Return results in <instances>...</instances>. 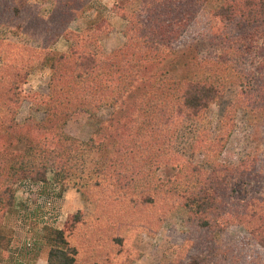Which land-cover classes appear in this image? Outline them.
<instances>
[{
	"label": "trees",
	"instance_id": "obj_1",
	"mask_svg": "<svg viewBox=\"0 0 264 264\" xmlns=\"http://www.w3.org/2000/svg\"><path fill=\"white\" fill-rule=\"evenodd\" d=\"M54 1L49 26L39 18L36 31H29L49 47L44 58L52 73L41 102V121L20 122L5 88L44 58L37 59L36 51L22 62L25 57L18 56L19 49L16 58L10 43L0 40V264L13 243L11 229L2 219L26 180L43 182L45 189L57 186L58 194L75 184L85 199L97 191L103 192L99 200L105 198L95 224L76 213L62 228L43 225V238L50 246L47 264H121L111 256V241L122 236L115 231L124 226L126 232L137 224L140 230L155 232L170 206L185 208L195 229L219 232L242 225L264 248V192L256 188L260 180L264 183V165L257 157L220 159L239 111L256 122L264 118V0H136L132 9L118 6L125 40L110 52L99 40L111 31L108 19L80 31L70 27L91 0ZM203 12L212 20L210 42L217 55L203 62L204 72L192 75L184 66L202 62L181 45ZM16 15L19 23L10 24L23 30L21 12ZM61 37L71 43L67 52L52 48ZM180 51L183 55L178 57ZM170 57L173 61H167ZM237 79L239 90L226 100ZM105 106L124 113L101 128L100 139L84 141L66 133L65 125L74 114L96 115ZM215 106L216 123L210 125ZM194 129L192 156L187 157L177 141ZM15 141L24 143L23 150L10 149ZM89 151L97 152L96 166L85 170L84 155ZM197 154L205 162L197 161ZM163 166L175 174L162 179L157 172ZM124 199L123 210L115 201ZM159 205L163 210L157 216L153 210ZM130 210L137 218L142 212L150 215L158 227L143 217L134 223Z\"/></svg>",
	"mask_w": 264,
	"mask_h": 264
},
{
	"label": "rangeland",
	"instance_id": "obj_2",
	"mask_svg": "<svg viewBox=\"0 0 264 264\" xmlns=\"http://www.w3.org/2000/svg\"><path fill=\"white\" fill-rule=\"evenodd\" d=\"M137 5L138 1L136 0H91L82 17L73 21L70 27L80 31L92 22L108 19L111 31L103 34L99 40L103 48L110 52L122 45L125 40V21L118 14V6L129 10ZM16 6L18 11L15 10ZM12 8H14L13 11ZM54 9V0H0V40L10 43L12 48H9V51L12 55L14 52L17 58L16 50L19 49L21 56H18L25 57L22 58V62L28 61L30 53L35 55L36 51H38L37 59L44 58V52L49 51V47H43V40L39 39L37 35H31L30 32L36 31L39 18H42L49 26V19H53L51 17L55 12ZM18 12H21L23 30L20 28L14 30L10 24L11 22L19 23L20 18L16 15ZM212 25L210 15L203 12L184 37V44L181 47L187 48L190 55L195 53L198 56L196 61L202 62L197 65L194 61L190 63V66H184L185 69L190 70L192 75L199 70L204 72L203 66H201L203 62L205 61L206 64L208 60L210 61L217 55V50L213 48L215 44L212 45L210 42ZM70 44L64 37H61L52 48L67 52ZM178 55V57L183 55L182 51L178 52ZM186 55L187 53H185V57ZM39 61L44 62H36L28 69L22 70L17 83H9L5 88L8 90L6 95H8L9 105L16 106L17 119L20 122L29 118L37 121L44 118L41 102L49 90L52 70L49 60L46 62V57ZM167 61H173V58L170 57ZM2 63L3 61L0 59V66ZM249 79L247 78L246 81ZM239 83V79L233 82L232 88L225 97L226 100L237 93L240 88ZM217 109L218 107L215 106L210 112V125L216 123ZM122 113L124 112H121L118 107L107 106L100 109L96 115L78 112L69 118L65 125V131L84 141H89L91 137L100 139L103 136L101 128L106 127L111 121H116ZM250 116L242 110L238 112L237 125L220 156L221 160L238 162L247 157H257L264 165V118H260L256 122ZM196 134L195 129L188 130L178 138L177 147L180 152L184 151V155L187 157L192 156L190 152ZM14 144L10 148L12 151L23 150L25 146L24 143L18 141H15ZM96 155V151L85 153V170H92L96 166ZM195 159L201 163L205 162L200 154H197ZM175 172L176 170L170 166H163L157 174L166 180ZM53 175L51 168L48 170L49 179L52 180ZM77 181L81 180L77 178ZM260 181L261 183L258 182L256 188L261 193L264 192V183L262 180ZM243 189L246 191L247 187L245 186ZM102 193V191H97L88 200L83 197L82 192L75 184L69 185L62 194L56 193L49 184L43 191L31 192L32 203L29 205L28 201H24V196L20 192H16L14 205L2 219V223L11 229L13 237L10 253L3 261L4 264H43L41 258L47 260L50 246L43 238L44 226L40 218L41 207L47 196H55L51 222L56 227L62 228L67 222L66 218L76 213H82L84 218L90 221V224L97 223V216L105 199L99 200L102 198L100 195ZM96 194L99 195V198ZM115 202L118 208L125 209V199ZM162 210V206L159 205L153 212L158 216L162 214ZM141 214L142 216L137 218L138 215L136 217L131 212L134 223L135 221L138 223L143 217V220L149 221L151 226L158 227L159 225V229L155 232H145L136 228L137 224H135L134 228L132 227L126 232H124V226L115 231L122 236L118 240L111 241V256L115 255L121 264L124 261L127 262L125 264H264V248L242 225L235 224L219 232L195 229L192 224L188 223V211L181 206H170L157 226L150 215L143 212ZM94 228H99V226ZM102 232L105 233V230ZM114 235L116 234L114 233ZM29 241L32 242L31 246L27 244Z\"/></svg>",
	"mask_w": 264,
	"mask_h": 264
},
{
	"label": "built area",
	"instance_id": "obj_3",
	"mask_svg": "<svg viewBox=\"0 0 264 264\" xmlns=\"http://www.w3.org/2000/svg\"><path fill=\"white\" fill-rule=\"evenodd\" d=\"M49 178V177H48ZM45 189V185L43 182H31L29 180L23 181L19 188H18V193L20 192L23 196L24 199L28 200L29 202V198L31 197V192H40L43 191ZM52 189L56 192H58V187L57 186H52ZM32 203V201L30 200V204ZM54 204H55V196H47V198H45L44 203L42 204V209H41V223L42 225H45L47 223H52V214L54 211ZM54 224V223H52ZM28 246L32 245V242L29 241L27 242Z\"/></svg>",
	"mask_w": 264,
	"mask_h": 264
},
{
	"label": "crops",
	"instance_id": "obj_4",
	"mask_svg": "<svg viewBox=\"0 0 264 264\" xmlns=\"http://www.w3.org/2000/svg\"><path fill=\"white\" fill-rule=\"evenodd\" d=\"M41 261L43 262V264H44V262H45V264H47V260L46 259L41 258Z\"/></svg>",
	"mask_w": 264,
	"mask_h": 264
}]
</instances>
